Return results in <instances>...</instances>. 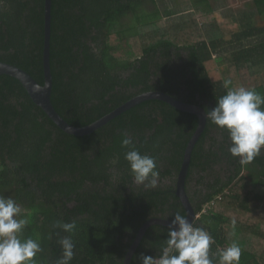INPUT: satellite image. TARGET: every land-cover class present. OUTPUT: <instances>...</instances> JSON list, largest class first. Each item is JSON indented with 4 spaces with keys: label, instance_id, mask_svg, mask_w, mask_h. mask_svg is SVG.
Instances as JSON below:
<instances>
[{
    "label": "trees",
    "instance_id": "1",
    "mask_svg": "<svg viewBox=\"0 0 264 264\" xmlns=\"http://www.w3.org/2000/svg\"><path fill=\"white\" fill-rule=\"evenodd\" d=\"M189 2L200 17L214 10L210 0ZM251 3L264 19V0ZM160 12L156 0H53L52 104L63 119L87 127L152 91L207 112L226 94V79L231 89H254L264 97V27L246 21L248 13L232 19L236 29L229 38L220 26L208 31V39L186 41L193 11L178 20L181 14L167 11L161 18ZM44 16L45 0H0V61L41 85ZM245 69L259 73L242 82ZM197 123L195 115L151 100L90 136H76L59 129L16 78L0 75V196L15 200L17 218L28 219L23 237L42 249L35 264H55L65 236L75 244L70 264H123L148 220L186 216L175 187ZM125 134L142 155L155 157V187L135 182L124 158L129 149L121 146ZM230 143L227 130L208 120L186 180L199 214L193 224L213 237V264H219L218 249L233 241L241 248L239 264H264V156L241 164L228 151ZM58 220L75 221V230L53 227ZM168 230L151 226L132 264H141V254L158 256Z\"/></svg>",
    "mask_w": 264,
    "mask_h": 264
},
{
    "label": "clouds",
    "instance_id": "2",
    "mask_svg": "<svg viewBox=\"0 0 264 264\" xmlns=\"http://www.w3.org/2000/svg\"><path fill=\"white\" fill-rule=\"evenodd\" d=\"M230 80L223 81L226 94L219 97L215 107L206 112V118L222 129L230 139L228 151L240 158L241 164L251 163L264 148V97L254 89L229 88ZM121 146L129 149L124 158L129 162L131 173L138 184L148 183L155 187L158 176L155 157L142 155L125 134ZM21 209L11 197L0 196V264H35L37 253L42 251L37 240L23 237L28 219L20 217ZM235 221H233V224ZM55 228L72 233L75 221H56ZM62 256L55 264H70L74 257L75 244L71 236L61 237ZM214 243L210 233L176 213L168 230L166 245L158 256L141 254V264H213L209 256ZM219 264H239L241 248L235 241L218 249Z\"/></svg>",
    "mask_w": 264,
    "mask_h": 264
},
{
    "label": "water",
    "instance_id": "3",
    "mask_svg": "<svg viewBox=\"0 0 264 264\" xmlns=\"http://www.w3.org/2000/svg\"><path fill=\"white\" fill-rule=\"evenodd\" d=\"M53 13V0H45V16H44V48H43V67L45 83L44 85L39 84L32 74H29L24 69L0 61V75L5 74L16 78V80L23 86L25 91L31 96L34 103L42 108L48 115L50 120L59 128L65 132L76 135V136H90L94 132L103 128L109 124L116 117L121 116L127 111L133 109L134 107L151 100H158L169 104L176 110L184 113L195 115L198 119L197 127L192 134L190 140L188 141L183 159L180 165V169L177 175L175 195L179 199L185 213L186 218L189 222H194L196 215L195 210L186 194V180L189 172V165L191 161V155L193 149L202 136L203 132L206 131L208 119L206 118V110L195 104H188L177 100L176 98L159 91H152L143 93L124 105L116 108L112 113L103 117L99 121L93 123L87 127H76L69 124L65 119H63L55 110L52 104V93H53V73L51 66V38H52V17ZM172 220L163 218H153L148 220L142 227H140L134 241L132 242L123 264H132L136 251L141 245L144 236L148 229L153 225H163L166 227L171 226Z\"/></svg>",
    "mask_w": 264,
    "mask_h": 264
},
{
    "label": "rangeland",
    "instance_id": "4",
    "mask_svg": "<svg viewBox=\"0 0 264 264\" xmlns=\"http://www.w3.org/2000/svg\"><path fill=\"white\" fill-rule=\"evenodd\" d=\"M156 1L159 8L161 9L159 16L161 18H167V11H174V13H177L174 16H179L181 14V16L174 18V20H178V18L186 15L188 12L193 11L194 20L191 24V28L186 30L183 36L186 41H191L194 36L208 39V31L220 26L223 28L224 36L229 38L231 33L236 29V27L232 25V19L238 20L240 16H244L247 13L249 16H247L245 19L246 21L249 20V22L254 25H264V19H260L256 12L252 16L255 11V8L251 3L252 0H210L214 10L212 13L206 14L203 17L196 15L195 10L190 6L189 0ZM227 57H230L229 53H227ZM227 67L232 74L236 70L229 61L227 62ZM241 76L242 82H245L248 76L246 69L241 72ZM166 184H169V181H165L164 185Z\"/></svg>",
    "mask_w": 264,
    "mask_h": 264
},
{
    "label": "crops",
    "instance_id": "5",
    "mask_svg": "<svg viewBox=\"0 0 264 264\" xmlns=\"http://www.w3.org/2000/svg\"><path fill=\"white\" fill-rule=\"evenodd\" d=\"M255 13H253L252 14V16L254 15ZM259 18L261 19V17L259 16ZM254 27H261V28H263L264 27V25H254V24H252ZM247 70H249V69H247ZM263 71H264V69H263ZM259 73V72H258ZM258 73H255L254 72V70H253V72H252V70L250 71V74H249V72H248V74L249 75H251L252 76V78H254L255 77V75H257ZM256 78V77H255ZM261 156H264V148H262V150H261V154H260Z\"/></svg>",
    "mask_w": 264,
    "mask_h": 264
},
{
    "label": "built area",
    "instance_id": "6",
    "mask_svg": "<svg viewBox=\"0 0 264 264\" xmlns=\"http://www.w3.org/2000/svg\"><path fill=\"white\" fill-rule=\"evenodd\" d=\"M198 216H199V214L196 215V217H198Z\"/></svg>",
    "mask_w": 264,
    "mask_h": 264
}]
</instances>
